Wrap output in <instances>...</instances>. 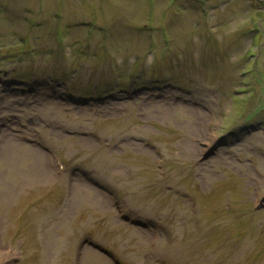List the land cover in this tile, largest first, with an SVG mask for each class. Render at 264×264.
Returning <instances> with one entry per match:
<instances>
[{"label":"rangeland","instance_id":"374dc122","mask_svg":"<svg viewBox=\"0 0 264 264\" xmlns=\"http://www.w3.org/2000/svg\"><path fill=\"white\" fill-rule=\"evenodd\" d=\"M262 25L264 0H0L6 264H264Z\"/></svg>","mask_w":264,"mask_h":264},{"label":"bare ground","instance_id":"6f19581e","mask_svg":"<svg viewBox=\"0 0 264 264\" xmlns=\"http://www.w3.org/2000/svg\"><path fill=\"white\" fill-rule=\"evenodd\" d=\"M38 171L39 170L37 168H35V170L30 171L31 174L13 173L10 176V180H12L13 182L21 183L24 179H30L32 177L35 178L36 174H38ZM45 174L47 176V173H45ZM0 189L4 190L3 187H0ZM82 198H81V200H83ZM13 255H14L13 252H11L7 249H3V247H0V264H6L10 259H12Z\"/></svg>","mask_w":264,"mask_h":264}]
</instances>
